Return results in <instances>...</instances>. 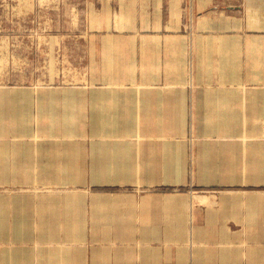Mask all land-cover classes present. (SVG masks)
<instances>
[{
  "label": "crops",
  "instance_id": "obj_1",
  "mask_svg": "<svg viewBox=\"0 0 264 264\" xmlns=\"http://www.w3.org/2000/svg\"><path fill=\"white\" fill-rule=\"evenodd\" d=\"M86 3L0 84V264H264V0Z\"/></svg>",
  "mask_w": 264,
  "mask_h": 264
},
{
  "label": "rangeland",
  "instance_id": "obj_2",
  "mask_svg": "<svg viewBox=\"0 0 264 264\" xmlns=\"http://www.w3.org/2000/svg\"><path fill=\"white\" fill-rule=\"evenodd\" d=\"M86 2L89 0H0V84L81 82L82 62L73 50L62 51L58 39L57 54L52 58L46 39L63 38L73 49L86 36L85 24H91Z\"/></svg>",
  "mask_w": 264,
  "mask_h": 264
}]
</instances>
